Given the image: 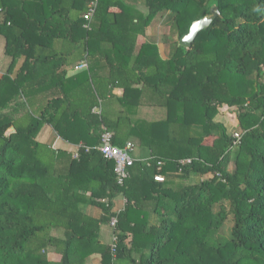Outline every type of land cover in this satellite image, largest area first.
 Returning a JSON list of instances; mask_svg holds the SVG:
<instances>
[{
  "label": "trees",
  "instance_id": "16d2710c",
  "mask_svg": "<svg viewBox=\"0 0 264 264\" xmlns=\"http://www.w3.org/2000/svg\"><path fill=\"white\" fill-rule=\"evenodd\" d=\"M39 1L0 0V34L9 64L25 55L23 67L29 59L52 67L30 80L29 70L16 78L5 73L0 110L53 80L60 90L37 116L25 111L0 117V264H86L93 253L101 255L99 264H264V0H144L148 13L138 17L128 47L156 15H165L168 59L146 62V51L156 52V45L142 43L133 57L111 61L105 56L109 75H84L69 89H64L66 66L91 57L93 46L106 50L109 45L83 28L89 0H71L70 9L64 7L70 0H59L48 11ZM120 1L99 0L94 17L102 16L110 29L117 12L108 8ZM212 4L221 16L186 49L180 36ZM57 18L63 26L56 25ZM111 45L124 51L126 43ZM69 52L76 54L69 58ZM136 84L154 92L156 98L147 103L165 107V119L137 126L123 109L107 116L105 105L115 99L112 90L121 87L127 93ZM223 104L238 106L239 144L215 120ZM43 122L63 139L89 146L105 129L117 146L136 136L155 157L148 164L135 161L120 186L112 161L79 148L78 159L67 165L68 194L57 198L49 191L56 155L32 138ZM10 127L14 130L6 134ZM158 160L163 162L159 170ZM159 172L200 180L174 188L170 181H154ZM44 174L50 178L46 185L38 181ZM118 196L125 201L116 210ZM81 204L99 206L103 213L92 217ZM113 216L114 255L111 241L98 238ZM58 230L61 234H54ZM146 236L151 237L148 248ZM49 247L59 253L58 262L49 260ZM140 247L145 252H137Z\"/></svg>",
  "mask_w": 264,
  "mask_h": 264
},
{
  "label": "crops",
  "instance_id": "0c3cea01",
  "mask_svg": "<svg viewBox=\"0 0 264 264\" xmlns=\"http://www.w3.org/2000/svg\"><path fill=\"white\" fill-rule=\"evenodd\" d=\"M58 2L59 0H43V2L39 1L38 5L43 6V8L48 11L50 9H54L57 6ZM70 4L71 0L69 1V3L65 2L64 7L70 9ZM38 11L39 13H41V7H38ZM108 11L117 12L116 25L111 26L110 29H108L106 25L107 23L102 21V16H93L90 23V28L87 29V31L92 33L91 38L93 40L109 45L108 47L106 46L109 49L101 50L100 46H93V55L90 54L91 57L87 56L79 62H75L74 64L66 66L64 79L67 81L64 84V89H69L70 87L77 86L78 82L85 79L86 77H90L91 75H109V62L104 58L105 56L110 57L111 61L120 59L122 57H133L138 53L139 47L142 43H153L156 45V52L152 49L149 52L146 51V62H149L150 64H156L157 62L166 61L168 59V38L170 34L168 31V24L165 20V15H156L145 27L144 32L137 34L134 40V46L128 47L127 43L129 41L127 39L132 38L131 33L135 32L136 27L139 26L140 23L138 17L140 15L145 16L148 13V7L144 3V0H121L116 5L109 6ZM56 20L59 24L58 25L56 23L57 26L61 27L64 25L62 24V20H60L59 18H57ZM163 28L164 30L167 29V32L165 33L166 35H163L162 33ZM74 38H80V35L78 33H75ZM112 43H126L125 50H119V46L118 48H115L111 45ZM5 44V37L0 34V52L5 56L3 66L2 62L0 61V80L5 73H9L12 78H16L20 73H22L21 76H23L24 74L26 75L27 70H29L28 79L30 80L51 71V65L48 64V67H46L45 64L41 65L35 63L32 59H29L25 67H23V64L26 60L25 55H20L10 65L9 63L11 62V58L5 53ZM156 53L157 55H155ZM75 54V52H69L67 56L71 58ZM81 62L85 65L82 68H76V65ZM21 68H23L22 72ZM84 75H86V77ZM101 89L104 90L105 88L102 87ZM131 89L134 90H130L127 93L121 87H116L112 90V95L115 96V99L112 101H108V103H106L105 105L104 110L107 116L114 117L117 113V109H123L127 113V116L130 118L131 122L135 123L137 126H146L150 122L161 121L165 119V117H167L168 114L165 107L147 103L148 101L153 100L154 97L156 98L154 92H152L150 89L141 90V84H136ZM139 90L141 91L138 92ZM59 94L60 90L53 80L52 83L46 86H42L40 88H36L27 92L24 96H21V100L15 99L9 105L10 108L8 106V108L3 111L5 113L7 111L16 109L17 113H15L14 111V115L12 116L14 118L18 117L25 111H30L32 114L37 116L44 108L47 100L52 97L58 96ZM106 99H110V95L107 94ZM120 99L123 101V103L120 101ZM20 101L22 105L25 104L24 107L20 104ZM11 106H14V109ZM93 111L99 112L100 107L94 108ZM43 124L44 125L41 127L36 136V141L50 147L56 155L54 171L51 180L54 189L53 196L57 198H63V196H67L68 194V192L66 191L68 182V180L66 179L67 165L69 164L70 160L78 159V156L76 157L75 155L79 151V145L85 144L82 141L74 143L65 140L60 137L49 124ZM127 141L133 143L134 145L131 155L134 157L135 161L146 163L147 161H150V159L155 157L151 149L141 143L139 137L131 136ZM162 174L165 177L164 182H166V179L175 178L173 176L168 177L167 174L164 173ZM87 195H90V192H88ZM154 195L156 196L157 193L154 192ZM124 201L125 198L123 196H118L115 199V209H121L123 207ZM81 207H84L88 215L95 218H98L103 213L102 208L96 205L81 204ZM104 225L105 224L100 227L98 238L101 243L108 244L111 241L112 229L109 226V230H104ZM56 233L60 235L61 231H54V234ZM47 256L52 262H58L60 259L59 253H57L53 247H49L47 249ZM100 261L101 255L97 253L90 254L85 258L86 264H99Z\"/></svg>",
  "mask_w": 264,
  "mask_h": 264
},
{
  "label": "built area",
  "instance_id": "2783aa9c",
  "mask_svg": "<svg viewBox=\"0 0 264 264\" xmlns=\"http://www.w3.org/2000/svg\"><path fill=\"white\" fill-rule=\"evenodd\" d=\"M98 2L99 0H89L87 2V8L82 16L84 20L83 27L85 29L90 28V22L97 10ZM84 65L85 64L81 62L76 65V68H82ZM112 134L113 133L111 130L105 129L100 133L99 142L96 145L89 146V145L80 144L79 148H84L85 151L94 149L97 152H99L104 159L112 161L114 164L113 172L115 175L116 183L122 186L129 177V168L135 162L134 157L131 155L134 145L133 143L127 141L123 146H117L112 143ZM234 138H235L234 142L237 143L240 139V136L237 133H235ZM75 156L77 157L78 153ZM189 161L190 159H182L180 160V163H188ZM146 163L148 164L149 161H147ZM162 164H163L162 160L157 161L158 170L161 169ZM154 181L164 182L165 177L163 176L162 173L159 172L154 175ZM103 201L106 202L107 200L103 199ZM116 223H117V219L115 216H113L110 218L108 224L114 230ZM116 243H117V237L113 233L110 242L111 245L110 249L112 255L115 254Z\"/></svg>",
  "mask_w": 264,
  "mask_h": 264
},
{
  "label": "rangeland",
  "instance_id": "374dc122",
  "mask_svg": "<svg viewBox=\"0 0 264 264\" xmlns=\"http://www.w3.org/2000/svg\"><path fill=\"white\" fill-rule=\"evenodd\" d=\"M166 32H167V29L164 30V28H163V32H162L163 35H166L165 34ZM133 46H134V44H133ZM4 58H5L4 54H1V52H0V61L2 62V66L4 64L3 63L4 62ZM46 67H48V64L46 65ZM15 99L16 100H19V99L21 100L22 97L21 96H20V98L16 97ZM23 103H24V101H23ZM20 104L22 105L21 101H20ZM24 105H22V106L24 107ZM11 107L14 109V106H11ZM7 108L8 107H6V108L4 107L3 109L0 110V117L3 116L4 114H8V116L12 117L14 115V111H15V113H17V110L16 109L10 110V111H7V112L4 113L3 110H5ZM9 108H10V106H9ZM237 108H238L237 105H231V106H229L227 104H223L220 107H218V114L215 117V120L222 122L227 127V130H228L229 134H232L233 137H234L235 133H237L240 137L243 134V130H239V128L237 127V124H236L238 122L237 116H236V113L238 112V109ZM43 123H46V122H43ZM43 123L40 124V126L38 127L37 132L32 137L33 139L36 140V136H37L38 132L40 131L41 127L44 125ZM11 131H13V130L10 127V128H8L5 131V133L6 134H9ZM239 141H240V139H239ZM239 141L236 144H239ZM49 179L50 178L47 175L44 174V176H41L40 178H38V181L43 182V184L46 185V182ZM198 180H200L198 176H191L189 179H187L185 181L182 180V179L178 180V179H175L174 178V179H170V180L169 179L168 180L166 179V182L167 181H170L171 183L174 184L173 187L175 188L177 186V184H179V185L190 184V183L196 182ZM49 191L53 195L54 189L49 188ZM105 225H104V227H105L104 230H109V228H108L109 225L108 224H105ZM56 234H58V233H56ZM150 239H151L150 236H146L147 248L150 246L149 245V240ZM136 251L139 252V253H143V252H145V249L143 247H140ZM253 264H255V263H253Z\"/></svg>",
  "mask_w": 264,
  "mask_h": 264
},
{
  "label": "water",
  "instance_id": "95a60500",
  "mask_svg": "<svg viewBox=\"0 0 264 264\" xmlns=\"http://www.w3.org/2000/svg\"><path fill=\"white\" fill-rule=\"evenodd\" d=\"M216 16H221V14L216 5L212 4L208 13L191 22L188 31L180 36L179 43L188 49L197 33L207 28ZM11 128L14 130L13 127Z\"/></svg>",
  "mask_w": 264,
  "mask_h": 264
}]
</instances>
